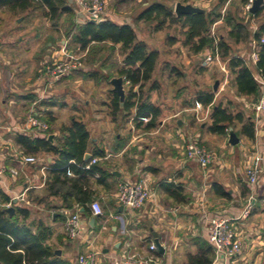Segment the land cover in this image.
Instances as JSON below:
<instances>
[{
    "label": "crops",
    "instance_id": "obj_1",
    "mask_svg": "<svg viewBox=\"0 0 264 264\" xmlns=\"http://www.w3.org/2000/svg\"><path fill=\"white\" fill-rule=\"evenodd\" d=\"M70 2L75 4V0ZM108 2L110 3L103 20L132 26L138 39L150 47L151 37L159 32H155L154 24L139 20V16L149 5L158 1ZM162 3L171 8V0ZM3 11L7 10L0 9V166L5 164L8 171L0 177V192L8 195L13 202L16 200L14 204L28 208L31 221L41 222L51 230L50 243L56 251H60L63 259L78 264L79 255L95 252L97 264H113L115 259L126 254L154 256L163 264H191L190 257L199 252L198 242L209 243L211 220L219 215L236 218L234 227L243 243L244 252L227 263L216 262L214 258L213 264H264V118L255 115V104L250 102L255 97L237 96L246 102L245 105L251 104L253 107L252 115L241 112L246 122L251 121L254 124V137L250 138L243 130L246 123H236L235 126L239 125V129L235 130L233 126L227 135L213 133L210 130L212 122L209 126L202 124L200 131H196V121L200 119L202 111L212 113L213 107L217 106L215 100L214 106H193L194 97L182 90L177 92L173 99L164 96V101L158 103L153 94L159 90L160 85L154 90L150 87L145 94L149 95L150 101L161 110L158 127L152 131L140 130L133 133L130 129L123 131L125 125L121 123L122 115L112 117L111 103L115 94L111 84V80L115 78L113 76L109 77L112 86L109 95L111 103H105L111 110L112 119L103 121L100 111H95L93 122L96 130L93 133L89 130L90 149L100 148L105 151V157L98 160L99 166L112 175L106 183L93 186L95 198L101 203L105 213L103 217L96 218L94 226L90 225L87 233L77 239H71L66 233L65 223L71 214L81 212L82 208L75 203L73 205L74 200L64 196L65 188L60 190L63 193L50 194L48 178L56 159L55 155L46 152L27 153L18 143L17 135L47 139L53 135L51 143L56 145L63 138L61 128L69 125L74 117L80 119L73 113L78 110L75 107H71L73 115H70L69 119L65 118L69 109L67 98L73 94L70 91L72 73H118L124 65L122 46L117 45L111 52L108 47L113 44H99L107 45L109 52L106 54L103 50L97 53L92 69L83 66L73 71L69 75L70 79L67 76L68 78L54 81L45 74V67L67 56L82 55L85 58L88 51L70 50V38L64 36L61 27H52L42 9L23 15L7 11L10 18L5 16ZM83 17L79 16L80 22L75 19V23H84ZM256 21L254 18L251 29L258 26ZM140 30L144 31V37ZM168 38L167 44L171 49L175 48L176 55L169 56V52L165 54L162 49H153L159 54L153 78L158 73H168L169 81L176 83L178 77L183 79L187 76L178 64L181 63L183 46L186 47L185 38L182 40V46H178L180 37L169 35ZM163 42L165 45L166 40ZM239 45L235 44L233 47ZM210 51L204 49L196 55L200 66L204 55ZM253 51L252 41L244 46V51L240 54L235 53V56H239L253 67L257 80L259 74L255 70L256 63L251 60ZM102 56L110 59L122 57L121 67L115 69L112 65H101L97 69L96 64ZM159 62L165 63L162 69L158 68ZM81 72L80 75L86 78ZM107 77L105 75L101 81L96 78L86 79L95 80L97 85L101 86ZM123 107L120 106V109ZM31 113L45 121L50 127L49 131L52 130L53 133L30 130L27 120ZM124 119L128 127L127 119ZM231 132L237 135L239 144L230 143ZM196 137L199 139V145L214 155L212 163L206 169L197 160L187 158L186 140ZM87 154L92 155L91 152ZM29 156L35 157L37 162L25 163L24 158ZM257 157L261 158L260 179L256 187H251L246 178V170ZM13 172L17 174L14 175ZM125 181L144 182L153 193V198L140 211L131 213L118 204L119 185ZM166 184L180 187L183 195L180 202L170 198L164 191ZM250 200L253 208L248 217H242ZM116 215L120 219L114 218ZM92 218L86 219L90 223ZM155 234L164 247V253L150 250L151 245L155 244Z\"/></svg>",
    "mask_w": 264,
    "mask_h": 264
},
{
    "label": "trees",
    "instance_id": "obj_2",
    "mask_svg": "<svg viewBox=\"0 0 264 264\" xmlns=\"http://www.w3.org/2000/svg\"><path fill=\"white\" fill-rule=\"evenodd\" d=\"M245 3L246 0H243V7ZM0 9L16 15L42 9L54 28L68 22L64 36L70 38V50L88 51L87 57L92 61H95L97 53L103 51L99 44H113L111 47L103 45L111 52L117 45H121L124 65L118 73L129 83L130 92L126 96L123 109H120L119 96L114 94L111 103L112 115L114 118L122 115L123 119H127V123L133 119L137 130L152 131L158 127L161 110L150 101L149 95L144 93V88L153 80L159 54L138 39L132 26L116 24L109 20L97 23L87 20L76 24L77 10L70 0H0ZM263 13L264 6L253 18L260 20ZM139 20L154 24L155 32L164 30L168 24L181 25L186 29L184 45L191 47L196 55L204 49L214 50L216 47L220 58L228 61L227 67L233 77L231 85L236 95L260 97L261 87L255 78L253 67L239 56H235L232 48L235 44H248L255 40L259 55L255 70L264 78V21H260L257 30L253 32L250 26L244 23V18H238L232 13L224 15L218 7L210 13H196L178 18L172 8L162 2L149 5L139 16ZM220 20L228 31L226 36L217 37L218 42L215 45V39L210 32L212 26ZM109 59L100 57L102 66L106 65ZM82 74L86 78H96L99 81L105 76L96 72ZM111 78L107 77L109 80ZM156 86L154 82L150 89L154 90ZM136 87L139 88L140 95L135 91ZM214 100L215 95L212 92L200 91L192 105L212 106ZM148 118L150 121L145 123ZM210 119V130L213 133L227 135L228 130L236 123H246L244 132L250 138L254 137V124L251 121L246 122L243 113L234 115L227 107L217 105L213 107ZM51 133L52 130L48 134ZM61 133L63 138L56 145L49 142L47 137L34 138L24 134L17 135V141L27 153L46 152L55 155L56 159L48 178L50 194L63 193L60 190L65 188L64 196L73 199V205L75 203L85 210L82 215L86 218L93 217L90 209L91 203L96 200L93 186L106 183L112 175L101 168L99 162H92L104 158L106 153L100 148L90 149V131L81 119L72 118L69 125L61 128ZM88 152L92 153L91 160H85ZM164 191L177 202L182 199V190L174 184L164 185ZM9 205L15 210L13 215L7 212ZM51 234V230L43 223L31 221L28 208L14 204L8 195L0 192V264H72L56 254V248L50 243ZM198 246L199 252L190 257V263L213 264L215 254L211 245L206 241H199Z\"/></svg>",
    "mask_w": 264,
    "mask_h": 264
},
{
    "label": "rangeland",
    "instance_id": "obj_3",
    "mask_svg": "<svg viewBox=\"0 0 264 264\" xmlns=\"http://www.w3.org/2000/svg\"><path fill=\"white\" fill-rule=\"evenodd\" d=\"M110 1V0H109ZM112 3L115 0H111ZM152 1V0H149ZM154 1H160V2H169L170 0H154ZM178 2L186 4L187 2H192L194 6L200 7L206 11V13H210L211 11L215 10L217 7L221 12L226 15L227 13H232L238 18H244V23L247 25H251V22L247 20V17L244 15V11L242 9L243 7V0H171V8L175 10V3L177 4ZM110 2H108L109 4ZM221 4V5H220ZM76 7V5H75ZM109 7V6H108ZM4 12V11H3ZM106 12V11H105ZM174 13V12H173ZM105 14V13H104ZM4 15L9 17V13L6 11L4 12ZM79 15V14H77ZM81 16V15H79ZM79 16L77 17L76 20H79ZM83 21L90 20L88 17H83ZM256 21V19H255ZM260 21H264V13L263 16L261 17L260 20H257L256 23L258 24ZM5 22V21H4ZM2 22V23H4ZM80 22V20H79ZM217 24L213 25L211 28L210 34H215L216 37H221V36H226L228 29L225 28L224 22L223 21H218L216 22ZM153 25V24H150ZM10 28L12 29V20L10 22ZM69 24L68 22H65L61 24V29L62 32H65L66 27H68ZM155 26V25H154ZM149 27V26H148ZM9 28V29H10ZM8 29V31H9ZM140 32H143V37H144V31L140 30ZM8 32H6L7 34ZM11 33V32H10ZM60 33V32H59ZM169 35H173L176 37H180V42L178 46H182L183 44V39L185 38L184 36V29L181 27V25H167L164 30H162L159 33H156L153 37L150 39V50H153L155 48L162 49V51L166 54L169 52V56H175V48H170L167 44V39ZM10 36V34H9ZM146 37V36H145ZM9 38V37H8ZM163 40H166V44H164ZM234 46V45H233ZM244 46L246 44H240L239 47H233L232 52L233 53H239L244 51ZM102 47V49L106 52V54L109 52L108 48L104 46H99ZM119 52V51H118ZM117 53V52H116ZM78 59H82V67L88 66L89 68H93V64L96 61H92L91 58H87L82 55L77 56ZM103 59V58H102ZM180 60V59H179ZM102 60L99 61L97 65L100 67L103 65L101 62ZM181 63L180 66L182 67V71L187 73V76L185 78L178 77L177 82L173 83L169 81V74L168 73H163L162 75H156L155 78H153L151 83H147L145 86V91L144 93L148 92V89L152 86L154 82H156V85H160L159 90L154 93V100L156 102L164 101V96L173 97L177 92H181L182 90H185V93L188 94L189 96H193L194 98L196 97L197 93L199 91H210L215 94V105H223L224 107H227L234 115H237L238 113H245L246 115H252V103L256 104L259 100V98H254L251 99V104H246L245 101H243L241 98H238L236 95L235 90L232 88L231 81H232V75L230 74V71L228 70L227 64L228 61L222 60L220 58V61L216 62L215 64L207 67V68H201L199 64V59L196 56V54L193 53L191 50V47L183 46V51H182V58L180 60ZM111 63V64H109ZM106 65H112L120 68L122 65V57L117 56L116 58H112L106 63ZM105 65V66H106ZM165 63L159 62V69H162L164 67ZM225 66L228 70V73H225L222 70V67ZM117 71V70H116ZM80 72L72 73V78L71 76L68 75L69 79L71 78L72 81L70 82V91L73 92L70 97L67 98V102L69 103L68 108V115L65 117L66 119L70 118V115H73L71 113V107H75L78 110L74 111L76 117H79L80 119L85 120V123L87 124V127L91 132H95L96 127L94 126L93 122V116L95 111H100V117L102 118L103 121H108L111 118L110 116V111L108 108L105 106V103L109 105L111 103V97L110 95V89H112V86L110 84L109 79H105L103 81V84L101 86L97 85V82L95 80H87L86 78H83V76L80 75ZM102 73V72H101ZM104 74V73H103ZM118 73H108L105 74L108 77H119L117 75ZM176 76V75H174ZM67 77V78H68ZM69 79H66L69 80ZM125 79V78H124ZM77 80V81H76ZM173 80V79H172ZM217 86V89L215 90V87ZM69 88V87H68ZM125 91H126V96L130 92V86L129 83H125ZM135 91L140 95L141 93L139 92V88L136 87ZM210 111V110H209ZM202 115H200V119L196 121V131H200V126L202 124L209 126L211 123L210 117H211V111L208 113L206 111H202ZM98 113V112H97ZM113 117V116H112ZM101 120V121H102ZM126 120L123 119L121 121L122 125H125L126 127ZM107 124V122H105ZM128 127L124 128L130 129L133 133H137L140 130H137L134 127L133 124V119L129 120L128 122ZM235 130L239 129L238 126H234ZM114 132L117 133L116 130ZM10 208H12V205H9ZM242 242V241H241ZM243 244V243H242ZM244 249H242L241 254H243ZM237 258V257H236Z\"/></svg>",
    "mask_w": 264,
    "mask_h": 264
},
{
    "label": "built area",
    "instance_id": "obj_4",
    "mask_svg": "<svg viewBox=\"0 0 264 264\" xmlns=\"http://www.w3.org/2000/svg\"><path fill=\"white\" fill-rule=\"evenodd\" d=\"M109 0H75L77 14L88 17L92 21L101 22L103 20V15L106 11ZM192 1V0H191ZM194 1V0H193ZM256 0H246L243 7L244 15L247 20L253 24L254 18L251 13V9ZM192 4V2H190ZM253 32L257 30L254 26ZM215 39V45H217V37L215 34L211 35ZM264 42V39H262ZM253 53L251 55V60L253 63L258 62L259 55L257 52V42L253 40ZM220 61L219 51L215 49L211 50L208 54L204 55L202 59L201 66L204 68L209 67L212 64ZM248 64V63H247ZM81 59L75 56H67L63 60H59L53 65H48L45 67V74L51 77L54 81H60L64 77L70 75L73 71L78 70L82 67ZM225 73L228 70L225 66L222 67ZM260 87L261 94L259 101L254 106V112L257 117L264 118V78L259 76L257 78ZM201 107V105H199ZM150 118L145 120L148 123ZM27 125L30 130L39 133H48L50 130L49 125L40 119L36 114L31 113L28 116ZM186 151L187 158L191 160H197L200 165L206 169L210 166L213 161L214 155L207 150L205 147L199 145V139L189 138L186 140ZM25 163L35 164L37 159L33 156L24 158ZM97 159L93 160L92 164H96ZM261 158L257 157L254 162L246 170V178L251 187H256L259 184L260 172H261ZM90 166L87 167L89 169ZM8 171L5 164L0 166V177H2ZM12 174V171H11ZM16 175V172H13ZM98 177V176H97ZM153 198V193L145 185L144 182H132L125 181L119 185L117 201L118 204L127 209L129 212L134 213L143 209L147 203ZM253 208L252 201L250 200L247 204L242 217H248L250 211ZM90 209L93 217H103L104 209L99 201H94L90 205ZM116 219H120L119 216H114ZM236 218H227L224 216H215L212 218L210 223V235L209 244L211 245L216 262L227 263L232 259L238 257L243 249L241 240L237 236V231L234 227V221ZM65 230L71 239H77L83 234L90 230L89 220L84 218L80 211H76L68 217L65 223ZM150 250L157 252L158 248L155 244H152ZM78 264H97V254L95 252H87L81 254L77 258ZM113 264H163L158 258L154 256H137L126 254L121 258L115 259Z\"/></svg>",
    "mask_w": 264,
    "mask_h": 264
},
{
    "label": "water",
    "instance_id": "obj_5",
    "mask_svg": "<svg viewBox=\"0 0 264 264\" xmlns=\"http://www.w3.org/2000/svg\"><path fill=\"white\" fill-rule=\"evenodd\" d=\"M264 6V0H256L252 9H251V13L253 15H255L262 7ZM206 11L200 7L194 6L193 4H183L181 2H178L175 6V10H174V14L178 17L181 18L184 15H192V14H196V13H205ZM91 22L97 23L95 20H92ZM111 84L113 86V91L115 93H117L119 95L120 98V106L123 107L125 104V100H126V91L124 88V84H125V80L123 77H118V78H113L111 80ZM54 136L50 135L48 137V140L50 142L53 141ZM230 143L232 145H237L239 144V138L237 137V135L234 132L230 133V139H229ZM92 159V155L91 154H87L85 156V160H90ZM115 175H117V173H114ZM14 202L16 203V200H14ZM84 209H81V213H84ZM7 212L10 213V215H13L15 210L14 208H8ZM96 222V217H93L90 221V225L93 227L94 224ZM154 239H155V245L158 248V250L161 253H164V247L161 245V243L158 240L157 235H154ZM56 254L58 256L61 255L60 251H56Z\"/></svg>",
    "mask_w": 264,
    "mask_h": 264
}]
</instances>
